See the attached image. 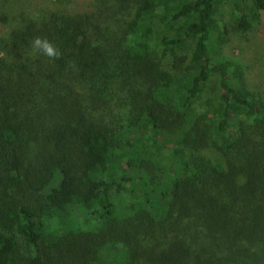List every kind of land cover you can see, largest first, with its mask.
<instances>
[{
    "label": "trees",
    "instance_id": "16d2710c",
    "mask_svg": "<svg viewBox=\"0 0 264 264\" xmlns=\"http://www.w3.org/2000/svg\"><path fill=\"white\" fill-rule=\"evenodd\" d=\"M101 2L0 39V264H264V101L222 55L223 0ZM234 13L249 33L264 0Z\"/></svg>",
    "mask_w": 264,
    "mask_h": 264
},
{
    "label": "rangeland",
    "instance_id": "374dc122",
    "mask_svg": "<svg viewBox=\"0 0 264 264\" xmlns=\"http://www.w3.org/2000/svg\"><path fill=\"white\" fill-rule=\"evenodd\" d=\"M104 0H0V39L14 28L23 18L45 16L49 13L86 14L95 11L97 5ZM235 0H223L215 16V35L224 32L226 42L222 55L239 64L244 72L245 82L249 90L264 101V13L261 22L249 33L239 30V21L234 13ZM186 54L162 56L164 69L176 73L186 72L189 65ZM206 90L204 101L218 94L217 78L212 79ZM207 156L225 167L226 158L214 149H206ZM51 239V234L44 235ZM123 254L120 253L119 256Z\"/></svg>",
    "mask_w": 264,
    "mask_h": 264
},
{
    "label": "clouds",
    "instance_id": "9594fccd",
    "mask_svg": "<svg viewBox=\"0 0 264 264\" xmlns=\"http://www.w3.org/2000/svg\"><path fill=\"white\" fill-rule=\"evenodd\" d=\"M31 55H43L50 59H57L61 55L59 49L47 38L41 36L33 37L31 41Z\"/></svg>",
    "mask_w": 264,
    "mask_h": 264
}]
</instances>
